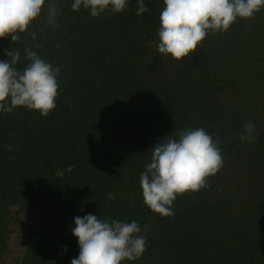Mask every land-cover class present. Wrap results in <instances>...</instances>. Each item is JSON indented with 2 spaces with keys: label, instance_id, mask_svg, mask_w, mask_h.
<instances>
[{
  "label": "trees",
  "instance_id": "1",
  "mask_svg": "<svg viewBox=\"0 0 264 264\" xmlns=\"http://www.w3.org/2000/svg\"><path fill=\"white\" fill-rule=\"evenodd\" d=\"M73 2L59 0L55 30L42 10L18 41L0 39V61L19 51L23 70L27 47L60 68L47 117L0 113V264H71L74 217L87 214L137 221L146 251L121 264H264V8L176 61L157 50L163 0L99 18ZM249 121L251 143L239 138ZM189 126L222 141L223 167L161 217L140 173L155 143Z\"/></svg>",
  "mask_w": 264,
  "mask_h": 264
},
{
  "label": "clouds",
  "instance_id": "2",
  "mask_svg": "<svg viewBox=\"0 0 264 264\" xmlns=\"http://www.w3.org/2000/svg\"><path fill=\"white\" fill-rule=\"evenodd\" d=\"M129 0H74L73 12L88 10L93 18L116 14L126 9ZM159 15L160 54L181 61L195 53L211 31H227L237 20L252 19L264 8V0H163ZM45 12L46 26L55 30L61 14L59 0H0V39H20L34 20ZM148 11L144 0H137L136 14ZM36 39V33H31ZM42 45L37 43L35 49ZM59 47V45H57ZM28 61L23 70L16 67L19 51H6L0 61V113L5 115L23 107L47 117L56 107L60 68L46 62L37 51L24 48ZM251 121L239 138L249 143L256 138ZM222 141L214 139L203 127H186L179 138L168 137L152 147L151 161L140 173L144 204L161 217L173 216V202L186 192L208 187L207 180L223 167ZM11 150V145L5 146ZM18 147V146H17ZM72 235L77 238L79 254L71 264H121L139 259L146 251V237L140 235L137 221L100 220L97 215L74 217ZM65 246V251H66Z\"/></svg>",
  "mask_w": 264,
  "mask_h": 264
}]
</instances>
